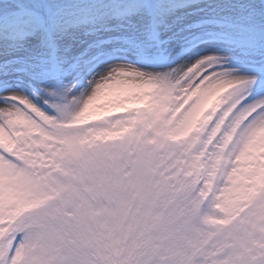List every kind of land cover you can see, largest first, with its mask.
<instances>
[{"label": "snow or ice", "instance_id": "1", "mask_svg": "<svg viewBox=\"0 0 264 264\" xmlns=\"http://www.w3.org/2000/svg\"><path fill=\"white\" fill-rule=\"evenodd\" d=\"M0 264H264V0H0Z\"/></svg>", "mask_w": 264, "mask_h": 264}]
</instances>
